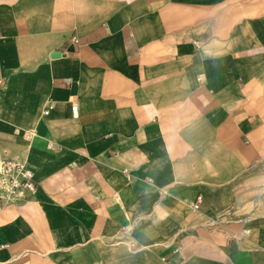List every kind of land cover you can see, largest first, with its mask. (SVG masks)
I'll list each match as a JSON object with an SVG mask.
<instances>
[{
  "label": "crops",
  "instance_id": "crops-1",
  "mask_svg": "<svg viewBox=\"0 0 264 264\" xmlns=\"http://www.w3.org/2000/svg\"><path fill=\"white\" fill-rule=\"evenodd\" d=\"M0 155V264H264V0H0Z\"/></svg>",
  "mask_w": 264,
  "mask_h": 264
},
{
  "label": "built area",
  "instance_id": "built-area-1",
  "mask_svg": "<svg viewBox=\"0 0 264 264\" xmlns=\"http://www.w3.org/2000/svg\"><path fill=\"white\" fill-rule=\"evenodd\" d=\"M71 42H77L76 36L70 37ZM52 104L48 103L43 109V114H47ZM71 112L77 116V104L71 105ZM37 187V182L33 177V171L24 162L17 161L11 157L0 155V197L20 195L24 191L33 192Z\"/></svg>",
  "mask_w": 264,
  "mask_h": 264
}]
</instances>
